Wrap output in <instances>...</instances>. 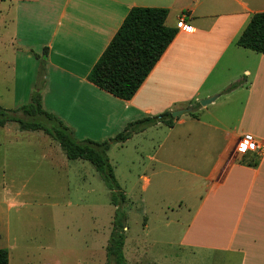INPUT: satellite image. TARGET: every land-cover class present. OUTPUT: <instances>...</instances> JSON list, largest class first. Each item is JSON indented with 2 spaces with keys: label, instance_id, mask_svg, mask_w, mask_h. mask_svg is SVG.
<instances>
[{
  "label": "crops",
  "instance_id": "obj_1",
  "mask_svg": "<svg viewBox=\"0 0 264 264\" xmlns=\"http://www.w3.org/2000/svg\"><path fill=\"white\" fill-rule=\"evenodd\" d=\"M1 1L5 5L0 4V74L10 71L19 88L25 84L21 95L13 87L15 109L30 102L42 64L43 109L57 115L78 141L115 137L134 121L191 108L192 112L175 118L173 127L159 124L127 141L166 128L157 142L151 137L157 151L166 147L172 155L201 154L193 159V170L183 171L204 187V194L195 205L178 211L180 219L172 234L177 240L165 243L195 256L225 255L226 264H232L233 258L235 264H264V154H237L241 135L264 140V54L237 45L253 15L264 12V0ZM135 7L168 9L166 25L178 28L185 16L187 28H178L177 37L137 94L125 101L90 83L88 76ZM235 83L241 85L226 93ZM217 95L208 106L200 104ZM15 124L0 130L6 135L22 131ZM212 154L216 160L210 158ZM150 159L157 161L156 156ZM145 181L150 184L148 177ZM33 242L37 241L28 238L19 246L8 239L10 264H94L100 258L99 247L88 241L81 253L61 255L54 253L60 251L57 240ZM108 242L102 247L106 260ZM142 242L147 256L151 243ZM141 253L138 248L131 253L134 264L145 258ZM72 254L78 256L73 262Z\"/></svg>",
  "mask_w": 264,
  "mask_h": 264
},
{
  "label": "rangeland",
  "instance_id": "obj_2",
  "mask_svg": "<svg viewBox=\"0 0 264 264\" xmlns=\"http://www.w3.org/2000/svg\"><path fill=\"white\" fill-rule=\"evenodd\" d=\"M0 4L5 5V2ZM233 68L238 69V66ZM14 82L12 72L1 71L0 106L5 109H15L13 87L16 86L21 95L25 85L19 88ZM157 131L138 135L108 152L117 181L127 197L124 206L128 227L125 230L127 258L134 264L130 257L138 248L145 256L140 264H226L225 255L200 253L195 256L165 243L177 240L172 234L180 219L178 211H185L186 205H195L204 194V187L195 185L183 171L193 170L196 164L193 159L198 160L201 154L172 155L166 147L157 151L158 145L151 137L158 138L157 142L167 130ZM215 155L210 158L216 160ZM152 156H156L157 161H152ZM145 177L150 179V184H146ZM58 211L66 212L65 216L60 217ZM115 212L111 193L90 162L70 161L56 141L41 136L40 132L19 130L6 135L0 130V249L12 244L7 243L8 239L19 246L26 244L28 238L39 245L57 240L60 251L54 253L61 255L66 251L81 253L83 242L88 241L94 243V248L99 247L100 258L94 264H107L102 247L110 239ZM142 241L151 243L147 256L142 250L145 246ZM77 257L72 254L70 261ZM236 262L233 258L232 264Z\"/></svg>",
  "mask_w": 264,
  "mask_h": 264
},
{
  "label": "trees",
  "instance_id": "obj_3",
  "mask_svg": "<svg viewBox=\"0 0 264 264\" xmlns=\"http://www.w3.org/2000/svg\"><path fill=\"white\" fill-rule=\"evenodd\" d=\"M168 16L169 10L164 8L131 9L91 70L88 81L116 98L132 100L178 35V28L166 25ZM237 45L264 54V12L253 15ZM45 82V65L42 64L37 86L28 104L14 110L0 106V127L17 123L22 131H43L59 143L70 161H88L95 167L111 193L112 205L116 207L113 230L106 248L107 264H128L124 254L127 238V214L124 206L127 197L117 181L108 152L113 146L125 144L150 127L159 124L173 127L175 118L171 112H165L134 121L109 140L78 141L72 130L57 115L43 109L42 89ZM240 85L232 84L225 92L230 93ZM0 264H10V254L6 248L0 249Z\"/></svg>",
  "mask_w": 264,
  "mask_h": 264
},
{
  "label": "built area",
  "instance_id": "obj_4",
  "mask_svg": "<svg viewBox=\"0 0 264 264\" xmlns=\"http://www.w3.org/2000/svg\"><path fill=\"white\" fill-rule=\"evenodd\" d=\"M186 17L182 16L177 27L179 29L187 28ZM255 153L260 157L264 154V140L258 139L252 134L246 133L240 136L237 144V154L246 155Z\"/></svg>",
  "mask_w": 264,
  "mask_h": 264
},
{
  "label": "water",
  "instance_id": "obj_5",
  "mask_svg": "<svg viewBox=\"0 0 264 264\" xmlns=\"http://www.w3.org/2000/svg\"><path fill=\"white\" fill-rule=\"evenodd\" d=\"M219 98V95L217 96H214V97H211L209 99H205V100H201L200 101V104L202 106H208L209 104L213 103L215 100H217ZM192 112V109L189 108V109H184V110H179V111H175L173 112V116L174 118H178L179 116L185 114V113H190Z\"/></svg>",
  "mask_w": 264,
  "mask_h": 264
}]
</instances>
